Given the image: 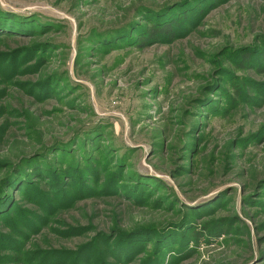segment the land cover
Returning <instances> with one entry per match:
<instances>
[{
    "label": "rangeland",
    "instance_id": "374dc122",
    "mask_svg": "<svg viewBox=\"0 0 264 264\" xmlns=\"http://www.w3.org/2000/svg\"><path fill=\"white\" fill-rule=\"evenodd\" d=\"M0 264H264V0H0Z\"/></svg>",
    "mask_w": 264,
    "mask_h": 264
},
{
    "label": "trees",
    "instance_id": "16d2710c",
    "mask_svg": "<svg viewBox=\"0 0 264 264\" xmlns=\"http://www.w3.org/2000/svg\"><path fill=\"white\" fill-rule=\"evenodd\" d=\"M168 27H169V26H168ZM168 27H164V30H166V32H167V28H168ZM154 30H156L155 26L151 25V26L149 27V32H150V33H148V35H149V34H153V31H154ZM151 32H152V33H151ZM243 59L245 60V56H244Z\"/></svg>",
    "mask_w": 264,
    "mask_h": 264
}]
</instances>
